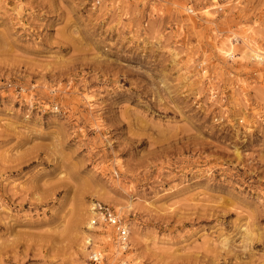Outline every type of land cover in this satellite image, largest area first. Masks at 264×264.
<instances>
[{
  "label": "rangeland",
  "instance_id": "obj_1",
  "mask_svg": "<svg viewBox=\"0 0 264 264\" xmlns=\"http://www.w3.org/2000/svg\"><path fill=\"white\" fill-rule=\"evenodd\" d=\"M248 41L264 0H0V264H264Z\"/></svg>",
  "mask_w": 264,
  "mask_h": 264
},
{
  "label": "built area",
  "instance_id": "obj_2",
  "mask_svg": "<svg viewBox=\"0 0 264 264\" xmlns=\"http://www.w3.org/2000/svg\"><path fill=\"white\" fill-rule=\"evenodd\" d=\"M93 209L100 223L114 230L115 239L119 246L124 248V253L129 246V228L125 226V220L118 215L113 207L107 204L95 203ZM90 258L94 263H98L102 256L92 252Z\"/></svg>",
  "mask_w": 264,
  "mask_h": 264
},
{
  "label": "bare ground",
  "instance_id": "obj_3",
  "mask_svg": "<svg viewBox=\"0 0 264 264\" xmlns=\"http://www.w3.org/2000/svg\"><path fill=\"white\" fill-rule=\"evenodd\" d=\"M205 13L207 16L210 15L209 11H205ZM217 48H218V51L221 53V55H224L225 57H228L231 59L234 58L235 54H234L233 45L227 46L226 44H223V45L221 44L220 46H217ZM242 50H243L242 54H241V56L243 57L242 59H244V58H254V59L264 58V52H262V50H260L258 47L253 46L249 41L243 43V49ZM90 210H92V212H89V217L91 216V214L95 216L96 213H95L93 207ZM96 217H97V214H96ZM94 222H95L94 217L91 216L90 217V226H92V223H94ZM90 240L91 239L89 237H87V239L85 240L86 245L80 243V245L78 246V247H80V251H81V253H83L84 256H86L88 253V246L87 245L90 243ZM95 254L101 255V253L97 252V251L95 252Z\"/></svg>",
  "mask_w": 264,
  "mask_h": 264
}]
</instances>
